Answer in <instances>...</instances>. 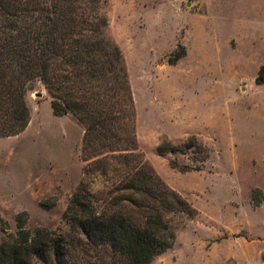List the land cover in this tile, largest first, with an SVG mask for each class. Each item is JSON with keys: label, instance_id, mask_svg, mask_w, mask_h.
<instances>
[{"label": "rangeland", "instance_id": "rangeland-1", "mask_svg": "<svg viewBox=\"0 0 264 264\" xmlns=\"http://www.w3.org/2000/svg\"><path fill=\"white\" fill-rule=\"evenodd\" d=\"M104 1L135 110L130 152L193 213L166 214L174 239L150 264H264V0ZM50 101L39 79L28 82V126L0 139V244L18 216L30 232L69 229L84 127ZM190 138L194 147L169 151ZM135 204L126 214L140 225Z\"/></svg>", "mask_w": 264, "mask_h": 264}, {"label": "trees", "instance_id": "trees-1", "mask_svg": "<svg viewBox=\"0 0 264 264\" xmlns=\"http://www.w3.org/2000/svg\"><path fill=\"white\" fill-rule=\"evenodd\" d=\"M104 0H0V139L25 131L27 83L39 79L55 116L84 127L86 163L66 207L68 231L24 229L0 244V264H150L174 239L166 214L192 209L134 152L136 135L127 74L119 49L105 37ZM255 83L264 84V67ZM190 138L184 152L194 147ZM110 153L102 156L101 151ZM97 156H100L97 158ZM102 189H94L97 181ZM131 224L126 205L138 207Z\"/></svg>", "mask_w": 264, "mask_h": 264}]
</instances>
